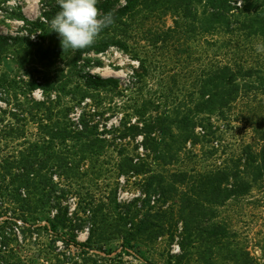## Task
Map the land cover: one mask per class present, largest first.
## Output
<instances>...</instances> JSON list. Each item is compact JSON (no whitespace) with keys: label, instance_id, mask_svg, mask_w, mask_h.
I'll use <instances>...</instances> for the list:
<instances>
[{"label":"trees","instance_id":"trees-1","mask_svg":"<svg viewBox=\"0 0 264 264\" xmlns=\"http://www.w3.org/2000/svg\"><path fill=\"white\" fill-rule=\"evenodd\" d=\"M9 1L0 0V11L6 10ZM139 9L147 16L170 17L173 25L147 33L145 22L140 27L133 21ZM101 11L102 15L111 13L113 23L90 47L77 50L73 63L84 54H102L114 47L128 52L135 34L151 45L164 48L173 44L186 56L182 64L188 73L191 99L181 109L147 119V107L135 111L138 124L125 134L101 127L96 119L100 108L87 103L95 101L102 91L121 94L124 90L116 77L85 73L81 77L85 85L100 91L52 94L37 81L0 73V264H130L125 257L142 254V242L156 243L165 236L163 231L181 224L178 237L182 255L171 256L178 264L202 231L217 233L204 227L206 214L212 217L215 208L248 194L253 182H264V52H257L255 45V41L264 42V0H125L116 9L105 3ZM18 17L32 33L42 32L44 40L51 33L47 21L31 22L21 13ZM197 38H203L210 48L218 43L213 59L208 51L203 57L196 55L191 42ZM27 40L19 34L0 32V65L10 49ZM135 58L140 62L141 81L148 74L147 59ZM23 84L29 91H17ZM37 89L43 90L42 100L34 96ZM77 107L82 108L79 115ZM214 117L228 126L233 122L246 125L252 143L244 145L239 156L227 164L223 161L198 175L153 169L155 165H174L187 145L213 143L220 138L226 130L216 128ZM129 135L142 138L145 153L128 155L119 145L114 174L117 181L143 177L142 194L147 199L122 202L116 190L100 198L83 195L90 171L96 181L101 180L105 175L102 160L110 149L117 150L118 139ZM219 148L218 144V152ZM249 171L253 181L245 178ZM172 195L177 198L176 213L156 207L158 203L164 206ZM82 232L88 234L84 242L79 241ZM18 235L22 245L31 242L30 247L37 248L26 258L13 244ZM169 236L175 241V234ZM57 238L63 246L57 244Z\"/></svg>","mask_w":264,"mask_h":264},{"label":"rangeland","instance_id":"rangeland-1","mask_svg":"<svg viewBox=\"0 0 264 264\" xmlns=\"http://www.w3.org/2000/svg\"><path fill=\"white\" fill-rule=\"evenodd\" d=\"M105 3L116 9L123 6L125 0H98L97 7L101 14V7ZM4 7L6 10L0 11V32L12 36L19 34L28 37L29 40L8 51L0 65V73H7L10 78L17 80L37 81L52 94H56V91H100L85 85L81 78L85 73L120 79L121 88L124 90L121 94L116 95L102 91L95 101H87L89 106L100 108L101 114H97L96 119L100 122L101 127H106L108 130L120 129V133L123 131L122 133L130 134V127L138 124L139 121L135 111L147 107L148 111L145 117L147 119L151 116L168 114L181 109L191 99L189 91H187L186 76L188 73L185 72L182 64L185 62L184 57L186 56L178 53L179 50L177 52V48L172 46L173 44L164 48L161 45H151L148 43L149 40H142L134 33V37L137 38L131 39L128 52L114 47L102 54H84L78 62L73 63L77 51L63 50L57 33L51 32L44 40L42 32L32 33L31 27L26 26L18 17L21 13L31 22L41 19L49 23L60 10L57 0H11ZM133 21L140 27L141 23L145 22L146 26L143 27V30H146L147 33L149 30L155 32L165 26L173 25L170 17L147 16L141 9ZM212 40H216V38ZM191 45L196 50L198 57L199 55L205 56L206 51L209 52L212 59L217 54L218 43H213V47L210 48L203 38H197L191 42ZM255 45H264V42L255 41ZM181 46V48L184 47L182 44ZM136 55L147 59L148 74L141 81L139 77L142 74L139 70L140 62L135 58ZM137 71H140L139 74ZM21 86L22 88H18L17 91H29L26 84ZM42 91L35 90L36 99L44 98ZM93 93L97 96V92ZM81 111L82 108L77 107V115ZM212 122L216 128L220 127L221 131L226 130L219 134L220 138L217 136L213 143L187 145L174 165L168 167L155 165L153 169L161 173L188 172L198 175V173L213 170L223 161L227 164L231 158L239 156L244 145L252 143L251 130L243 123L233 122L228 126L227 122L218 121L216 117L212 118ZM31 129L35 131L33 126ZM141 141V137L134 139L132 135H129L125 140L118 139L117 150L116 148L115 150H113L114 148L110 149V157L102 160L105 175L101 177V180L96 181L95 176L92 175L93 170H91L82 187L83 195L100 198L104 193L116 190L117 197L122 202L137 197L140 199V203L146 200L147 198L142 194L145 191L143 177L132 178L129 182L122 177L117 181L114 174V167L119 160L116 152L120 148L119 145H122L125 154L137 155V152L145 153ZM93 167L94 164H91V169ZM244 175L247 180L253 181L252 172L249 171ZM157 199L158 197H156ZM176 199V195H172L164 206L162 203H158L156 207H163V211L169 210V213L174 210L176 213L177 206L174 205ZM74 200L75 198L71 200L72 206H74ZM152 200L154 202L155 198L153 197ZM214 211L215 214H212V217L210 213L204 217V227L213 228L217 233L210 235L202 231L200 237L187 247L184 259L178 264H264V182L262 180L253 182L248 194L232 198L224 205L215 208ZM160 217L164 218L165 216L161 215ZM180 231L181 224L167 228L163 231L165 236L159 238L156 243L142 242L140 248L142 254H132L126 256L125 259L130 261V264H169L170 260H173L174 264L176 259H172L171 256L182 255L179 249L180 238L178 235ZM171 234H175V241L170 240L169 235ZM87 236V232L80 233L79 241L84 242ZM17 239L18 242L15 241L13 244L22 249L20 251L25 258L26 255L32 253L30 251L37 249L30 247L31 242H26V246L22 245L21 236L18 235ZM44 239L47 242L49 238L45 235ZM57 244L63 246L61 238H57ZM112 248L116 249L117 245L113 244Z\"/></svg>","mask_w":264,"mask_h":264},{"label":"clouds","instance_id":"clouds-1","mask_svg":"<svg viewBox=\"0 0 264 264\" xmlns=\"http://www.w3.org/2000/svg\"><path fill=\"white\" fill-rule=\"evenodd\" d=\"M57 4L60 10L49 25L51 32L58 34L63 50L90 47L102 30L113 23L111 13L101 14L98 0H57ZM256 51L264 52V45H257Z\"/></svg>","mask_w":264,"mask_h":264}]
</instances>
